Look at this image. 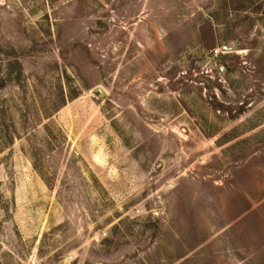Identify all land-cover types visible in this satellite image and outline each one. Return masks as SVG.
I'll return each instance as SVG.
<instances>
[{
	"label": "rangeland",
	"instance_id": "1",
	"mask_svg": "<svg viewBox=\"0 0 264 264\" xmlns=\"http://www.w3.org/2000/svg\"><path fill=\"white\" fill-rule=\"evenodd\" d=\"M0 264H264V0H0Z\"/></svg>",
	"mask_w": 264,
	"mask_h": 264
},
{
	"label": "water",
	"instance_id": "2",
	"mask_svg": "<svg viewBox=\"0 0 264 264\" xmlns=\"http://www.w3.org/2000/svg\"><path fill=\"white\" fill-rule=\"evenodd\" d=\"M98 91L102 93V91H100V90H98Z\"/></svg>",
	"mask_w": 264,
	"mask_h": 264
}]
</instances>
